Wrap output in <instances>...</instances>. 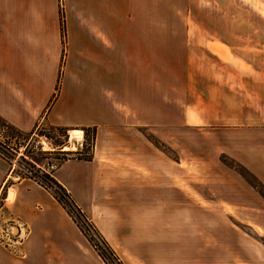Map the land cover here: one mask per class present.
<instances>
[{
	"label": "rangeland",
	"instance_id": "1",
	"mask_svg": "<svg viewBox=\"0 0 264 264\" xmlns=\"http://www.w3.org/2000/svg\"><path fill=\"white\" fill-rule=\"evenodd\" d=\"M0 3V30L7 29L13 37L12 46L0 50V65L5 62L15 81L28 84L31 91L45 90L40 123L30 130L14 125L25 133L34 132L30 140L13 133L0 116V175L7 169L12 176L0 190V264H21L27 235L26 225L4 204L8 186L28 178L57 200L55 194L60 191L45 175L56 180V168L67 162L90 161L98 151L103 159L122 163L127 154L133 155L132 140L135 144L149 142L157 151V171H152L157 184L148 171L140 181L115 178L103 165L104 181L101 178L103 184L95 186L91 202H77L64 186L68 196L57 200L81 234L86 239L84 231L92 236L107 256V264H134L135 256L142 254L153 259L180 256L178 260L189 262L199 253L205 258L200 264H264V130L203 126L204 116L212 119L214 115L210 110L205 113V104L199 107L203 98L198 95V75L204 58L201 61L203 52L197 47L198 0H136L134 24L156 26L158 32L153 91L157 124L136 127L144 113L139 112L140 118L119 102L103 116L91 110L89 115L96 120L115 121L111 130L101 124L54 125L47 119L62 85L68 40L66 1ZM133 99L143 107L142 97ZM210 102L206 100L207 105ZM80 113L74 114L83 118ZM72 129L82 130V135H71ZM26 147L28 155L23 153ZM47 161L56 167L48 168ZM228 224L237 236H229Z\"/></svg>",
	"mask_w": 264,
	"mask_h": 264
},
{
	"label": "crops",
	"instance_id": "2",
	"mask_svg": "<svg viewBox=\"0 0 264 264\" xmlns=\"http://www.w3.org/2000/svg\"><path fill=\"white\" fill-rule=\"evenodd\" d=\"M65 1L68 40L62 85L47 119L54 125L101 124L111 130L115 121H99L89 113L95 109L106 115L119 102L140 118L139 112L144 113L136 127L156 125L157 27L134 24L136 0ZM197 33L201 61L204 58V70L200 68L198 75V95L203 98L199 107L205 104V113L210 110L214 115L212 119L204 116L203 126L242 125L264 130V0H198ZM8 34L7 29L0 30V50L12 46L13 37ZM190 50L187 46L189 58ZM8 68L5 62L0 65V116L21 130H30L40 123L44 87L31 91L28 84L15 81ZM136 95L144 99L142 108L135 104ZM206 100H211L210 104ZM80 112L85 118L74 114ZM131 143L133 155L127 154L122 163L103 159L98 151L90 161L59 166L55 178L84 205L92 201L95 186L103 184V165L115 178L128 176L140 181L148 171L157 184V176L152 174L157 171V151L146 141ZM97 145L101 149V143ZM10 177L7 169L2 171L0 190ZM4 193V204L27 229L21 264H105L61 204L37 182L25 178ZM227 226L229 236L235 235L231 224ZM174 248L180 250L179 245ZM203 254L189 262H181L180 256L153 259L142 254L135 256L134 264H200Z\"/></svg>",
	"mask_w": 264,
	"mask_h": 264
},
{
	"label": "trees",
	"instance_id": "3",
	"mask_svg": "<svg viewBox=\"0 0 264 264\" xmlns=\"http://www.w3.org/2000/svg\"><path fill=\"white\" fill-rule=\"evenodd\" d=\"M4 121V120H3ZM5 122V125L7 126V127H9L10 129H11V131L13 132V133H15V134H18V135H20V136H26V138H28L29 140H30V138L29 137H32L31 135H33V133L34 132H30V133H25V132H23V131H21V130H19L17 127H15L14 125H12L11 123H9V122H7V121H4ZM60 130H61V128H59ZM64 130V129H63ZM62 130V131H63ZM28 135V136H27ZM60 144H62V143H60ZM26 146V145H25ZM64 148H68L67 146H65ZM28 150H27V147L24 149V151H23V153L25 154V155H28ZM1 153V152H0ZM47 162H49V161H47ZM45 178H47L50 182H51V184L53 185V186H55V188L56 189H58L57 191L60 193V195H57V194H55V196H56V198H57V200H59L60 202H62V198L63 197H66V195H67V193H66V190L62 187V185H60L52 176L50 177L49 175H45ZM44 182V181H43ZM41 185H43L42 183H41ZM46 187H47V185H46ZM68 196V195H67ZM84 230V229H83ZM86 236H87V239H88V241L92 244V245H94V247L97 249V251H98V253H99V255H100V257H101V259L107 264V256L96 246V243L94 242V240H93V238H92V236L88 233H85V231L83 232ZM99 239L100 240H102V242L105 244V242H104V240L101 238V237H99Z\"/></svg>",
	"mask_w": 264,
	"mask_h": 264
},
{
	"label": "bare ground",
	"instance_id": "4",
	"mask_svg": "<svg viewBox=\"0 0 264 264\" xmlns=\"http://www.w3.org/2000/svg\"><path fill=\"white\" fill-rule=\"evenodd\" d=\"M77 135V136H80V135H82V130H80V129H77V130H72L71 131V135ZM81 138V137H80Z\"/></svg>",
	"mask_w": 264,
	"mask_h": 264
},
{
	"label": "built area",
	"instance_id": "5",
	"mask_svg": "<svg viewBox=\"0 0 264 264\" xmlns=\"http://www.w3.org/2000/svg\"><path fill=\"white\" fill-rule=\"evenodd\" d=\"M46 164H47V167L50 169H54L56 167V165L53 162L51 163L47 162Z\"/></svg>",
	"mask_w": 264,
	"mask_h": 264
}]
</instances>
